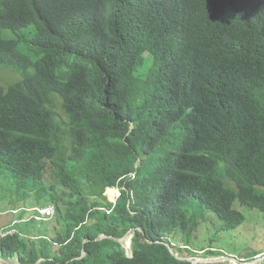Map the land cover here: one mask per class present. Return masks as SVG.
Segmentation results:
<instances>
[{
  "label": "trees",
  "instance_id": "trees-1",
  "mask_svg": "<svg viewBox=\"0 0 264 264\" xmlns=\"http://www.w3.org/2000/svg\"><path fill=\"white\" fill-rule=\"evenodd\" d=\"M0 66L1 259L191 264L264 213V0H0Z\"/></svg>",
  "mask_w": 264,
  "mask_h": 264
},
{
  "label": "rangeland",
  "instance_id": "rangeland-1",
  "mask_svg": "<svg viewBox=\"0 0 264 264\" xmlns=\"http://www.w3.org/2000/svg\"><path fill=\"white\" fill-rule=\"evenodd\" d=\"M19 79L20 76L16 72H13L11 68L0 66V84L2 86L6 87L8 84ZM57 109V112L62 116L59 102H57ZM106 192L105 194L108 199L115 193V191ZM112 197L110 200H112ZM25 208L27 210L30 209L29 206ZM240 210L245 216V222L241 226L229 231H221L220 221L215 216L210 215L212 217L208 216L206 221L202 223L199 230H197L194 235L191 244L185 246L182 242H177L175 248L172 249L171 252L180 260H187L192 264H261L264 261V255H260V257L256 259H254V257L258 254H264V213L256 210H249L247 208ZM26 212L29 215L31 214L28 211ZM35 223H41L44 225V229L48 226L41 220ZM11 226L15 228L14 223H11ZM54 226L56 225L49 228ZM117 241L121 243L129 253L131 232L126 233ZM183 248H187L188 251H191V254L178 251ZM210 249L214 251L215 256L206 255ZM240 258L244 260H238ZM0 264L18 263L16 259L6 261L2 259L0 260Z\"/></svg>",
  "mask_w": 264,
  "mask_h": 264
},
{
  "label": "clouds",
  "instance_id": "clouds-1",
  "mask_svg": "<svg viewBox=\"0 0 264 264\" xmlns=\"http://www.w3.org/2000/svg\"><path fill=\"white\" fill-rule=\"evenodd\" d=\"M113 190L117 191V192H118V196H119V190H118L117 188H114V187H113V188H107V189H106V191H108V192H112ZM106 194L108 195L107 192H106ZM114 194H115V193H114ZM112 196H113V197H112ZM112 196H111V197H112V200H110L111 197H110L108 200H109L110 203H113V204H114L115 201H116V199H117L118 197L115 198V195H112ZM46 206H50V205H45V206H42V207H46ZM52 206H53V205H52ZM42 207H34V208H30V209H28V210L25 208V209H21V210H22V211H25V212L28 211V212L31 213V214H30L31 216L29 215V216H28V219H26L27 221L32 219V220H34L35 222H37V221H39V220H35V219L33 218L34 215L38 214V212L35 211V208H42ZM13 213L15 214L16 211H14ZM26 213H27V212H26ZM54 213H55V208H54ZM53 215H54V214H53ZM51 217H53V216H51ZM51 217H48V218H46V219H42L41 221L46 222V221L50 220ZM17 222H18V221H13L12 223L17 224ZM2 228H4V229H1V230H0V234H1V235L4 234V233H9V234H10L11 232H14V229H15V228H13V227L11 226V224H10L9 226H7V227H2ZM124 248H125V247H124ZM125 249H126V248H125ZM171 251H172V249H170V252H171ZM171 253H172V252H171ZM172 254H173V253H172ZM173 255H174V254H173ZM258 255H263V254H258ZM174 257L177 258V256H175V255H174ZM256 257H257V255H255L254 259H256ZM177 259H179V258H177ZM0 260H2V259L0 258ZM7 260H10V259H7ZM179 260H180V259H179ZM238 260L241 261V260H244V259L240 258V259H238ZM3 261H6V260L3 259ZM16 261H17V260H16ZM185 261H187V260H185ZM17 263H18V261H17ZM18 264H19V263H18ZM191 264H192V263H191ZM242 264H243V263H242Z\"/></svg>",
  "mask_w": 264,
  "mask_h": 264
},
{
  "label": "built area",
  "instance_id": "built-area-1",
  "mask_svg": "<svg viewBox=\"0 0 264 264\" xmlns=\"http://www.w3.org/2000/svg\"><path fill=\"white\" fill-rule=\"evenodd\" d=\"M115 198L118 197V192L115 191ZM35 211L38 212V214L34 215L33 218L35 220H42V219H46L48 217L53 216L54 214V206L50 205V206H46V207H42V208H35ZM9 234V233H4L2 234V236ZM264 255V254H263ZM260 255H257L256 258H259Z\"/></svg>",
  "mask_w": 264,
  "mask_h": 264
},
{
  "label": "water",
  "instance_id": "water-1",
  "mask_svg": "<svg viewBox=\"0 0 264 264\" xmlns=\"http://www.w3.org/2000/svg\"><path fill=\"white\" fill-rule=\"evenodd\" d=\"M238 264H242V263H238Z\"/></svg>",
  "mask_w": 264,
  "mask_h": 264
},
{
  "label": "bare ground",
  "instance_id": "bare-ground-1",
  "mask_svg": "<svg viewBox=\"0 0 264 264\" xmlns=\"http://www.w3.org/2000/svg\"><path fill=\"white\" fill-rule=\"evenodd\" d=\"M113 191H115V190H113Z\"/></svg>",
  "mask_w": 264,
  "mask_h": 264
}]
</instances>
